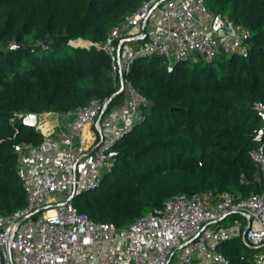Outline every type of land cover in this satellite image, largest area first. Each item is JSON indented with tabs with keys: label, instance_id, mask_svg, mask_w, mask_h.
Listing matches in <instances>:
<instances>
[{
	"label": "trees",
	"instance_id": "16d2710c",
	"mask_svg": "<svg viewBox=\"0 0 264 264\" xmlns=\"http://www.w3.org/2000/svg\"><path fill=\"white\" fill-rule=\"evenodd\" d=\"M144 1L0 0V215L27 204L16 146L43 139L16 114L63 113L93 99L110 100L105 114L122 105L109 52L98 44ZM205 1L249 31L245 49L172 66L157 56L135 59L125 76L149 101L144 119L118 140L99 186L73 200L93 221L123 228L179 194L262 192L251 151L262 146L264 126L255 108L264 106V0ZM219 250L230 264H251L259 251L241 235Z\"/></svg>",
	"mask_w": 264,
	"mask_h": 264
},
{
	"label": "built area",
	"instance_id": "2783aa9c",
	"mask_svg": "<svg viewBox=\"0 0 264 264\" xmlns=\"http://www.w3.org/2000/svg\"><path fill=\"white\" fill-rule=\"evenodd\" d=\"M215 17L205 0H145L98 44L109 52L114 84L125 93L122 128L103 133L98 118L108 101L101 99L51 112L67 123L57 141L52 134L60 124L45 129V113L37 114L43 139L19 145L16 170L27 204L0 215V264H230L219 247L239 235L259 249L251 264H264V188L248 197L179 194L123 228L93 221L70 200L99 186L116 162L118 140L144 119L149 101L125 76L137 57L157 56L172 66L241 51L249 31L232 23L233 33L217 34ZM255 108L264 113L262 104ZM251 158L264 178V152L253 150Z\"/></svg>",
	"mask_w": 264,
	"mask_h": 264
},
{
	"label": "crops",
	"instance_id": "0c3cea01",
	"mask_svg": "<svg viewBox=\"0 0 264 264\" xmlns=\"http://www.w3.org/2000/svg\"><path fill=\"white\" fill-rule=\"evenodd\" d=\"M112 111H113V113H112V115H110L111 118H110L109 123L105 125V129L103 127V133L104 134H110L115 129L122 128L123 125H125L126 122H127V116L124 113V103L122 105L113 107ZM104 115L102 116V119H103ZM55 123H59L60 126L57 127L55 129V131L53 132V134H52L53 141H57L58 136L60 134V131L66 129V127H67L66 124L67 123H66V121H60L51 112H48V113L44 114V121H43V125L42 126H44L45 129H47L49 127V125H52V124H55ZM87 132L90 134L91 129L88 128ZM52 146H54V144H52Z\"/></svg>",
	"mask_w": 264,
	"mask_h": 264
},
{
	"label": "water",
	"instance_id": "95a60500",
	"mask_svg": "<svg viewBox=\"0 0 264 264\" xmlns=\"http://www.w3.org/2000/svg\"><path fill=\"white\" fill-rule=\"evenodd\" d=\"M158 5V4H157ZM156 5V6H157ZM155 6V7H156ZM154 7V8H155ZM154 8L151 10L153 11ZM213 30L215 33L219 34L221 33V31H227V32H230V33H233L234 32V29H233V26H232V22L231 21H228L223 15L221 14H218L216 15L215 17V21H214V25H213ZM246 41L248 42L249 41V38L247 37L246 38ZM125 42V40H122L121 41V44H123ZM15 48V47H14ZM123 91V88L122 89H119L118 92H122ZM110 104V100L107 102L106 104V107H105V110H107L108 106ZM104 113V112H103ZM103 113L99 116V120L102 119V116H103ZM261 116L264 118V113H261ZM23 123L26 124V125H29L31 127H36V123H37V114L36 113H32V114H29L27 116H25L23 119H22ZM257 139L260 140L262 142V146L260 147V150H262L264 148V126L259 128L257 130ZM20 151V147L19 145L16 146V149H15V154L18 155ZM74 197H71L70 200H73ZM225 218V217H224ZM223 218V219H224ZM222 219V220H223ZM198 236V235H197ZM196 236V237H197ZM195 237V238H196ZM170 261V260H169ZM169 261L166 263L168 264Z\"/></svg>",
	"mask_w": 264,
	"mask_h": 264
},
{
	"label": "rangeland",
	"instance_id": "374dc122",
	"mask_svg": "<svg viewBox=\"0 0 264 264\" xmlns=\"http://www.w3.org/2000/svg\"><path fill=\"white\" fill-rule=\"evenodd\" d=\"M80 44H82V43H80ZM83 45H85V43ZM244 49H245V45L243 46V48L241 49V51H243ZM112 113H113V111L111 109L109 112H107L104 115L103 119L101 120V123H102L104 129H105V125L109 123L110 118H111L110 115H112ZM39 119H40V117H39ZM230 222H231V218H227L224 223L229 224Z\"/></svg>",
	"mask_w": 264,
	"mask_h": 264
},
{
	"label": "bare ground",
	"instance_id": "6f19581e",
	"mask_svg": "<svg viewBox=\"0 0 264 264\" xmlns=\"http://www.w3.org/2000/svg\"><path fill=\"white\" fill-rule=\"evenodd\" d=\"M79 43H82V44H84V43H86L85 41H79Z\"/></svg>",
	"mask_w": 264,
	"mask_h": 264
}]
</instances>
